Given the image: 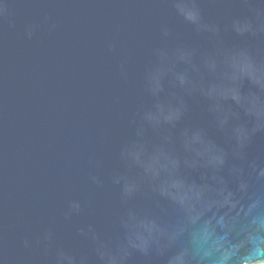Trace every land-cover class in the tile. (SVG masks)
<instances>
[{
	"label": "water",
	"instance_id": "95a60500",
	"mask_svg": "<svg viewBox=\"0 0 264 264\" xmlns=\"http://www.w3.org/2000/svg\"><path fill=\"white\" fill-rule=\"evenodd\" d=\"M5 3L0 17V257L4 264H52V252L45 254L35 244L26 249L23 241H35L50 229L54 248L88 251L89 242L77 229L89 223L106 238L119 236L125 206L109 177L121 168L119 150L132 135L138 113L152 103L143 83L153 50L212 44L197 37L165 0ZM201 7L207 19L222 22L247 12L238 0H201ZM162 24L172 29V37H161ZM32 25L37 27L29 39L26 30ZM225 41L240 42L231 35ZM188 104L179 127H204L228 149L205 102L190 97ZM150 135L156 139L157 134ZM246 151L249 159L264 162V133L256 134ZM90 174L100 175L103 187L91 184ZM188 175L199 180L198 172ZM223 175L235 188L226 170ZM72 199L84 202V212L66 222L63 214ZM134 203L141 210L153 207L142 197ZM177 215L170 209L165 219ZM130 264H166V258L137 254Z\"/></svg>",
	"mask_w": 264,
	"mask_h": 264
},
{
	"label": "clouds",
	"instance_id": "9594fccd",
	"mask_svg": "<svg viewBox=\"0 0 264 264\" xmlns=\"http://www.w3.org/2000/svg\"><path fill=\"white\" fill-rule=\"evenodd\" d=\"M165 2L212 47L178 43L153 50L143 83L152 103L138 113L132 135L119 150L121 168L109 177L125 206L119 236L106 238L89 223L77 229L89 242L88 251L54 248L50 229L35 241H23L26 249L35 244L45 254L52 252V264H130L137 254L165 257L166 264H264V162L249 159L246 151L253 137L264 133V0H238L247 12L226 22L207 19L201 0ZM6 8L0 0V17ZM36 27L26 30L27 38ZM160 34L168 39L173 31L162 24ZM226 35L240 42L228 43ZM120 70L126 78L123 63ZM190 97L205 102L228 149L204 127H179L190 111ZM225 170L235 188L229 187ZM189 172H198L199 180L190 179ZM89 181L104 185L97 174ZM138 197L153 207L139 209ZM84 207L80 199L70 200L63 219L70 222ZM170 209L178 213L175 219H165Z\"/></svg>",
	"mask_w": 264,
	"mask_h": 264
}]
</instances>
